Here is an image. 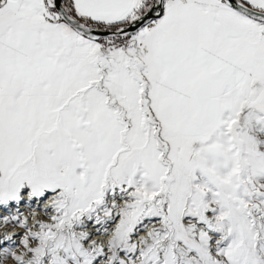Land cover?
Returning <instances> with one entry per match:
<instances>
[{"label":"snow or ice","instance_id":"snow-or-ice-1","mask_svg":"<svg viewBox=\"0 0 264 264\" xmlns=\"http://www.w3.org/2000/svg\"><path fill=\"white\" fill-rule=\"evenodd\" d=\"M0 228V264H264V0H0Z\"/></svg>","mask_w":264,"mask_h":264},{"label":"rangeland","instance_id":"rangeland-1","mask_svg":"<svg viewBox=\"0 0 264 264\" xmlns=\"http://www.w3.org/2000/svg\"><path fill=\"white\" fill-rule=\"evenodd\" d=\"M9 230H11V226H9ZM4 231L3 228H0V233H2Z\"/></svg>","mask_w":264,"mask_h":264}]
</instances>
